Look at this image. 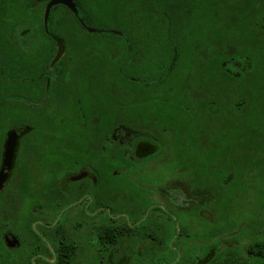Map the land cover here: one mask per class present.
<instances>
[{
	"label": "flooded vegetation",
	"instance_id": "af4514ba",
	"mask_svg": "<svg viewBox=\"0 0 264 264\" xmlns=\"http://www.w3.org/2000/svg\"><path fill=\"white\" fill-rule=\"evenodd\" d=\"M159 5L0 27V264H264V0Z\"/></svg>",
	"mask_w": 264,
	"mask_h": 264
},
{
	"label": "trees",
	"instance_id": "16d2710c",
	"mask_svg": "<svg viewBox=\"0 0 264 264\" xmlns=\"http://www.w3.org/2000/svg\"><path fill=\"white\" fill-rule=\"evenodd\" d=\"M47 0H0V27H23L26 25H50L51 20H56L57 15H54V11H68V9L64 6L53 7L48 20L46 22H42V8L44 3ZM76 3V7L80 11H93V10H107V9H118L120 3L123 0H73ZM134 2L139 3L140 0H133ZM169 0H160L159 9L166 10L168 8ZM178 1V0H177ZM204 3H213V7L215 9L216 3L218 0H202ZM208 12L207 17L211 18V9L207 6ZM38 13V14H32ZM31 13V14H30ZM54 16V18H53ZM72 16V14H69ZM32 18L33 23H28L27 19ZM64 18V17H62ZM210 24V22H209ZM207 50L215 53V46L208 45ZM216 60L213 57V64L208 63L207 66V74H216Z\"/></svg>",
	"mask_w": 264,
	"mask_h": 264
},
{
	"label": "water",
	"instance_id": "95a60500",
	"mask_svg": "<svg viewBox=\"0 0 264 264\" xmlns=\"http://www.w3.org/2000/svg\"><path fill=\"white\" fill-rule=\"evenodd\" d=\"M55 5H63L66 8H68L71 12H73L74 14H77V8H76L73 0H49L47 6L45 8V14H44V21L45 22L48 18L49 11H50L51 7H53Z\"/></svg>",
	"mask_w": 264,
	"mask_h": 264
},
{
	"label": "rangeland",
	"instance_id": "374dc122",
	"mask_svg": "<svg viewBox=\"0 0 264 264\" xmlns=\"http://www.w3.org/2000/svg\"><path fill=\"white\" fill-rule=\"evenodd\" d=\"M259 199H257V201H258Z\"/></svg>",
	"mask_w": 264,
	"mask_h": 264
}]
</instances>
